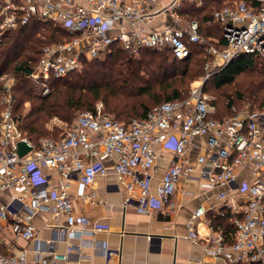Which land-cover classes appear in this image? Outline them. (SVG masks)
<instances>
[{
  "label": "built area",
  "instance_id": "2783aa9c",
  "mask_svg": "<svg viewBox=\"0 0 264 264\" xmlns=\"http://www.w3.org/2000/svg\"><path fill=\"white\" fill-rule=\"evenodd\" d=\"M184 2L200 5L202 0L0 2V44L8 31L33 17L58 24L71 36L43 47L30 76L44 85L50 78L80 69L84 58H103L114 44L130 54L145 48L166 50L172 58L183 61L190 56V44L199 43L213 57L205 65L206 75L191 85L184 98L157 104L144 118L128 123L105 113L99 102L95 111L79 113L62 138L45 136L37 145L22 132L13 115V79L5 82L0 120V264H63L72 252L79 251L74 245L65 251L56 248L68 236L94 232L86 229L92 220L75 213L68 183L78 178L91 186L98 175L107 173L106 157L112 158V168L124 182L125 203L135 202L140 214L174 216L181 207L176 195L182 180H194L207 188H227L217 196L225 203L222 214L229 211L235 215L233 240L229 242L222 230L210 223L209 232L200 231L199 219L206 213L203 206L190 216L188 238L206 239L208 252L224 257L228 264H264V107L247 105L231 116L218 118L217 108L204 90L211 71L220 70L240 54L264 58V0L255 4L226 0L214 10L212 19L221 26L225 41L222 48L201 33L198 20L182 14ZM159 16L165 21L155 25ZM202 136L204 144L197 141ZM21 141L29 146L23 156L19 154ZM194 149L199 152L192 164L190 153ZM161 150L171 156L166 157ZM164 161L162 177L153 186L152 173ZM248 162L253 163L251 178L239 184L238 170ZM44 168L60 173L58 185L49 186ZM233 190L247 194L242 209L228 195ZM80 196L93 203L98 198L94 189ZM40 211H48L55 219L63 215L65 223H55L53 236L30 260L26 248L13 251L12 247L20 240H38L33 218ZM102 250L107 257L115 254L106 244Z\"/></svg>",
  "mask_w": 264,
  "mask_h": 264
},
{
  "label": "trees",
  "instance_id": "16d2710c",
  "mask_svg": "<svg viewBox=\"0 0 264 264\" xmlns=\"http://www.w3.org/2000/svg\"><path fill=\"white\" fill-rule=\"evenodd\" d=\"M223 1L202 0L200 5L184 2L181 8L186 18L199 21L201 33L220 48L225 41L221 26L213 21L212 14L223 6ZM244 1L256 3V0ZM70 38L60 25L33 17L27 24L8 31L0 44V79L5 74L14 75L13 115L22 132L35 145L44 135L57 131L52 133L46 127L48 119L58 117L71 123L77 111H95L98 101L103 102L105 113L124 123L133 118H144L157 104L184 98L187 90L179 87L177 82L186 76L195 78L203 74L205 62L211 57L199 43L190 44V56L183 61L172 58L166 50L145 48L138 54H130L119 44H114L103 58H84L80 69L63 77L48 79L45 85L49 83L50 91L41 94L42 83L33 80L30 74L39 62L43 47ZM250 71L252 84L249 90L253 89L254 95L256 89L263 92L264 58L250 53L233 58L205 83L221 88L233 84L239 75ZM3 94L0 81V98ZM26 102L30 103L29 109L17 114ZM249 103L252 109L264 107L263 99L258 104ZM227 107L226 111L234 114L245 105L229 99ZM3 108L0 99V120ZM216 108L215 116L218 118L232 115L217 104ZM63 136L51 137L60 139ZM234 216L229 211L221 215L211 214L212 225L222 230L229 241L235 232Z\"/></svg>",
  "mask_w": 264,
  "mask_h": 264
},
{
  "label": "crops",
  "instance_id": "0c3cea01",
  "mask_svg": "<svg viewBox=\"0 0 264 264\" xmlns=\"http://www.w3.org/2000/svg\"><path fill=\"white\" fill-rule=\"evenodd\" d=\"M163 21L165 17L159 16L154 24L160 25ZM197 141L204 144L205 137H198ZM161 151L166 157L171 156V153ZM198 152V149L191 151L192 164H195ZM112 161L110 157L104 158V162L109 166L108 171L105 175H98L91 186L83 185L78 178H73L68 183L75 213L88 216L92 223L86 229L94 232L82 236H68L57 243L56 248L59 251H65L69 245L79 247V251L72 252L69 260L63 264H228L224 257L208 252L209 243L206 239L193 241L188 238L190 216L200 206L205 208L206 213L199 219V229L201 232H209V223L212 224L211 214L221 215L225 210V203L218 199L217 194L227 188H207L194 180H182L176 195L181 207L174 216L170 217L162 212L140 214L136 210L135 202L125 203L124 182L115 174ZM165 164L166 161L153 171V186L161 179ZM252 165V162H248L238 170L239 184L251 178ZM44 171L49 175V186L58 185L60 173L48 168H44ZM91 189L96 190L98 194L95 203L80 196ZM228 195L239 205V209L243 208L246 193L240 194L239 191L233 190L229 191ZM2 198L7 200L6 195ZM56 222L65 223V217L60 215L55 219L48 211L38 212L33 218V223L39 231L38 240H20L12 250L26 248L29 259H35L36 249L44 247L45 242L53 236ZM8 224L9 222H6L4 226L7 228ZM103 244L116 255L107 257L102 250Z\"/></svg>",
  "mask_w": 264,
  "mask_h": 264
},
{
  "label": "rangeland",
  "instance_id": "374dc122",
  "mask_svg": "<svg viewBox=\"0 0 264 264\" xmlns=\"http://www.w3.org/2000/svg\"><path fill=\"white\" fill-rule=\"evenodd\" d=\"M54 42H57V41H54ZM49 44H51V43H49ZM205 53H207V52L205 51ZM212 59H213L212 56L210 58H208V60L205 62V65H206L207 62H211ZM205 65H204V73L203 74H201V75H199V76H197L195 78H191L189 76H186V78H184V79L181 78L177 82L178 86L182 87V88H186V90H187L186 92L188 94L191 85L196 80H198L201 77H204L206 75L207 72L205 70ZM211 72L212 73H211L210 77L214 74L213 72H215V69H213ZM11 79H13V84H14V82H15L14 75L5 74V75H3L1 77L0 81H1V83L3 85L5 82H8ZM177 79H179V78H177ZM205 84H204V90L207 93V95L209 96L211 102L215 106L217 104L218 107L223 109L228 114H232L233 113V112H231L229 110L226 111L228 109L227 101L229 99H232L233 102H239L240 104H243V102H244L245 106H247V105L250 106L249 102H251V103L255 102L256 104H258L259 102L262 101V99L264 100V88H263V92L258 90V89H256L257 92H255V95L253 94V91H251L253 89L249 90V88H250L249 85L252 84V71L245 72V73L239 75L235 79V82L233 84L225 85V86H223L221 88H216L213 85H208V84L205 85ZM41 87H42V89H40L41 94H47L50 91L49 83L47 85L42 84ZM239 94H241V96H239ZM3 96H4V94L0 98L1 101H2ZM99 102H102V101H98L97 103H99ZM29 107H30V103L26 102L24 104L23 108L20 109L19 111H17L16 113L20 114V112H26L29 109ZM84 111H87V110L77 111L76 114H75V117H74V119H73V121L71 123L70 122H65V121L61 120L60 118H58V117H52V118L48 119V121L46 122V127L52 133H54L56 129H57V131L54 134H47V135H44V136H50L51 137V136L57 135L59 137L61 135H65L66 132L72 127L77 115L79 113H81V112H84Z\"/></svg>",
  "mask_w": 264,
  "mask_h": 264
},
{
  "label": "water",
  "instance_id": "95a60500",
  "mask_svg": "<svg viewBox=\"0 0 264 264\" xmlns=\"http://www.w3.org/2000/svg\"><path fill=\"white\" fill-rule=\"evenodd\" d=\"M28 148H29V146L26 142H24V141L19 142V154H20V156L25 155L27 153Z\"/></svg>",
  "mask_w": 264,
  "mask_h": 264
}]
</instances>
